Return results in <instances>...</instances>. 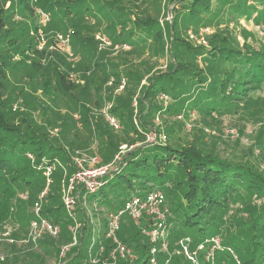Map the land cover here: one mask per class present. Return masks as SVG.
<instances>
[{"label":"trees","instance_id":"obj_1","mask_svg":"<svg viewBox=\"0 0 264 264\" xmlns=\"http://www.w3.org/2000/svg\"><path fill=\"white\" fill-rule=\"evenodd\" d=\"M151 1L157 5L162 2ZM36 2L50 12L49 21L62 24L64 29L68 25L75 29L74 51L79 55L78 60L82 61L73 66L68 62L69 70H84L80 78L94 70L93 79L97 78L100 70L104 82L113 76L112 86L106 88L109 99L114 90L119 88L121 76L126 78L122 90L113 97L116 105L110 111L122 122L119 132L125 133L124 140L139 139L142 143L122 152L121 159L100 178V185L94 191L82 193L86 201L89 204H100L108 211H116L123 207L130 196L142 195L159 188L165 195L166 223L171 229L168 233L170 245L179 238L190 237V246L193 247L205 237L219 235L224 247H231L235 252V248H242L240 253L236 252L235 264H264V169H259L257 163L221 155L201 142L187 141L180 136L172 138L171 143L143 142L144 135L139 133L137 139L138 133L135 132L136 125H140L141 129L147 128L146 130L156 127L151 120L155 111L162 108L157 100L158 94L172 100L173 106L168 111L176 114L196 111L200 118L212 119L233 113L239 115L243 109L245 113L250 111L238 102L251 96V93L252 97L256 95L258 88L264 84V43L255 47L246 42L242 47L236 41L215 39L207 47H193L179 41L181 36L176 34V28L181 25H194L197 28L210 17L218 16L222 19L221 12L251 19L264 27V0H168L162 9L166 14L171 13L172 17L162 22L156 16L139 9V5L147 0H70L64 6L59 0ZM12 6L13 3L10 2L5 9L9 10ZM102 13L110 19L111 23L106 26L105 31L112 41L129 45L134 50L149 42L162 50L163 38L167 33L168 38H172L171 60L166 65L167 71H158L152 75V66L147 71L141 70L136 61L133 62L134 65L130 63L124 71L118 64L113 69L110 66L107 70L102 69L105 68V60L103 56L96 55L97 42L94 36L82 37L78 34L86 16H90V21L95 22L100 20L99 14ZM4 20L0 18V24ZM32 27L35 28L36 24L32 23ZM24 36H21L22 39H5L3 46H0V231L4 220L18 217L22 224L31 216L32 214L21 217L11 214L16 212L14 206L17 201L25 202L21 206L23 209L30 208L45 187L47 189L43 194L41 214L51 222L59 223L61 231L58 240L39 241L41 252L32 251L28 247L29 244L32 245L31 242H1L0 249L5 254L2 264H127L122 258L117 263H111L110 260L103 262L102 259L90 261V257L96 258L102 251L103 256L109 253L114 243L108 241L110 238L106 240L101 236L91 242L87 250L83 248V232L89 218H86L87 212L82 207V227L78 243L69 247L64 259L58 262L57 258L53 262L48 261L50 255L58 254L59 246L69 244L72 240H69V220H66L68 216L60 187L55 180L46 185L43 167L55 164L57 169L52 171V178L68 180L76 170L73 162L75 150L88 144L85 138L82 139L84 132L76 129V124L79 128L88 126L90 131L89 118L94 131L97 128L100 134L108 133V138L101 140V147L105 146L112 152L118 150L119 143L112 139L115 134L108 128L109 123L104 115L99 112L103 99L97 98L93 102L97 110H94L92 103L90 107L86 103L93 99L100 85L90 79L94 86L89 89L90 76L83 78L85 84L83 81L80 83L79 80L69 79L57 62L65 60L62 55L57 51L39 50L33 36ZM52 42L53 40L49 44ZM8 53L22 56L11 68L5 64ZM47 55H51L53 60L49 61L50 65H43L41 58H46ZM198 57L204 61H212L218 75L213 76L215 71L211 67H207L206 70H209L206 72L202 71L196 64ZM22 65L25 66L24 84L16 90L11 87L7 89L9 79L5 77L16 76L14 71L22 68ZM26 69L28 73L25 72ZM128 81H138L139 92L132 94L133 97L136 96V100L123 95ZM46 100L49 102L46 103ZM16 101L27 108L14 112L12 104ZM59 101L65 103L68 111L60 113L54 109L58 108ZM135 102L136 114L133 113ZM70 111L80 114L78 123ZM54 124L61 134L65 131L67 133L51 134L49 126ZM156 130L159 132L160 129L156 127ZM71 131L73 134L69 138L67 135ZM87 136L89 139L90 135ZM27 153L33 155V162L27 157ZM102 158L101 162L107 164L109 160L105 162ZM143 191L145 192L141 193ZM20 192H26V197L22 199ZM227 217H230L229 221ZM142 223L128 216L122 217L117 231L120 241L137 254L135 264H147L150 259L152 243L143 232ZM22 232L25 234L26 230ZM13 233L16 238L20 237L19 231ZM101 244L102 249L99 247ZM164 256L162 251L156 254L158 264L168 257ZM169 261L172 264H189L177 255L171 256Z\"/></svg>","mask_w":264,"mask_h":264},{"label":"rangeland","instance_id":"obj_2","mask_svg":"<svg viewBox=\"0 0 264 264\" xmlns=\"http://www.w3.org/2000/svg\"><path fill=\"white\" fill-rule=\"evenodd\" d=\"M69 1L70 0H59V2L62 3L63 6L66 2H69ZM167 1L168 0H162V2L157 5L153 1L147 0V2H145L144 4L139 5V9L144 10L147 14L151 16H156V18H158L160 22L165 21V20H170L172 17L171 13L166 14L165 12H163L164 10L162 9L163 5ZM10 2L13 3V6L9 10L5 9L9 5ZM160 7L161 9L159 10ZM0 8H1L0 18H2L3 20L5 19L4 22L0 24V46H3V42L5 39H11V38L16 39V38L21 37L22 35H25L27 38L33 36L36 41V46L37 48H39L40 40L38 39L37 36H38V29H41L44 31L43 45H42L43 47L41 48L50 52L52 45L49 43L52 40L55 42L54 34L57 32L65 34L67 33V31H69L71 34L70 45H71V49L73 50L74 57L68 58L65 51L59 48L58 49L53 48L51 49V51H57L56 53L62 55L65 59V60H61V62L60 61H57V62L61 64V67L63 68V71H65V74H68V78L73 81L79 80V82L82 83L83 78L86 79V77L90 76L88 77L89 78L88 85L90 86L88 87L89 89H91L94 86L93 83L90 81V79L95 80L96 81L95 83H97V85H100V89L96 90L97 93L94 94V97L92 96L93 99L90 101L87 100L86 103L88 104L89 107L92 103V105L94 106V110H97L95 109V105L93 104V102H95L97 98H102L103 100L101 102V107L99 109V112L103 114L105 118H106V114H108L109 116H112L113 118L116 117V116L114 117V115L111 113L110 108L113 105L114 106L116 105V101H114L113 97L116 93H119V91L122 90L123 85L126 82V78L123 75L121 76V84L119 88L114 90V93H112L113 95L112 98L109 99L107 97L108 92L106 91V88L109 86H112L111 82L114 79L113 76H110L108 80L104 82V79L102 78V74L100 73V70H98L96 79H93L95 78L94 70L91 72L85 73L83 75V78H80V75L83 73L82 71L84 70L82 71H80L79 69L75 71L69 70L70 64H72L73 66L75 63L77 64L78 62L82 61L81 59L78 60L79 55L75 53L74 51L76 48L75 37H74V31H75L74 27H72L71 25H68V27H65L66 29H64L62 24H58L54 21L53 23L51 21L43 22L41 17L39 16V12L41 11V12L47 13L49 17H50V12L38 6L36 0H0ZM158 10H159V13H158ZM221 14L223 15L222 19L219 18L218 16L210 17L205 22V24H201L197 28H195L194 25L191 27H186L185 25H181L180 27L178 26V28H176L177 29L176 34L178 35L179 33V35L181 36V40L179 39V41L188 43L192 45L193 47L198 46V45L202 47H207L210 45V41L215 40V39H221L223 41L225 40L236 41V42H239V44L242 47H244V44L246 42L252 44V46H255V47L260 45L261 43H264V27H262L261 24L255 23L251 19L250 20L245 19L244 17L238 18L234 14L230 15L229 13H225V12H221ZM67 18H69V16ZM99 18L100 20L91 22L90 21L91 17L86 16L85 20L82 21L84 22V24L78 30L79 32L78 34L82 37L83 36L92 37L93 32H97L110 39L112 43L110 46L101 47L100 44L96 41L97 42L96 43V51H97L96 55L97 57L103 56V59L105 60L104 61L105 68H102V69L107 70L109 66H110V69H113V67H115V65L118 64V66H121L122 70L124 71L126 67L129 66L130 63L134 65L135 63L133 62L136 61L139 64V66L137 67H140L141 70L147 71V69H149L152 66L150 69L151 70L150 73L153 72L152 75L158 71H161V72L167 71L166 65L171 60L170 51L172 50L171 48L172 38H168L167 33L165 34L163 38L162 50H159V47L157 45L152 44L151 42L145 43L144 46L140 47V49L137 48L136 50H134V48L130 47L129 45H121L117 41L113 42L112 39L109 37L108 33L106 32L107 31L106 26H108L111 23L110 19L105 17L103 13L99 14ZM32 23L36 24L35 28L32 27ZM64 23L67 25V22L65 20H64ZM85 23L87 24L86 26L90 27V29L85 26ZM203 27L208 28L205 33L201 32V28ZM53 30H56V31H53ZM29 32L31 35L29 34ZM34 32L36 33L33 34ZM20 39H22V37ZM11 41L12 40H10V42ZM159 46L161 47V45ZM6 48H9V46H6ZM11 54L12 53H8L7 55L8 58L5 62V64L8 65L9 68L14 66L15 62L19 61L22 58V56L19 54H16V55L14 54L11 55ZM51 60H53L51 58V55H47L46 58H43V62H44L43 65H46ZM54 60H55V57H54ZM51 62L49 63V65L51 64ZM68 62H71V63L69 64ZM211 62L212 61H204V59L202 58L200 59L198 57L196 64L202 71H205V72L208 71L209 69L206 70L207 67H211V70L215 71V67H213L214 65L211 64ZM24 68L25 66L22 65V68H19L17 71H14L17 74L14 77L12 75H9L10 78L5 77L9 79V84H6L7 89L11 87L13 90H16L18 87H20V85L24 84L23 82L25 80L23 76ZM186 68L188 67L186 66ZM26 71L27 69L25 70V72ZM217 75H218V70L214 72L213 76L216 77ZM83 83L85 84V81H83ZM138 90H139L138 81H128L127 90L124 92L123 95L130 97L131 100L132 99L136 100V96L135 97L133 96L135 95L134 93L139 92ZM256 93L257 94L254 95L253 97H252L253 93H251V96L246 97V98L244 97L243 101L238 102L240 106L245 105L246 108L250 109V111L247 109L248 110L247 113H245L246 111L243 109L239 113V115H237V113H233L231 115H223L221 118L218 116H215L217 118H212V119H210L209 117L200 118V115H198L196 111H189V113L177 112V114L173 112H169L168 108H170V106H173L172 100H169L168 98L165 99L161 94H158L157 100L161 104L162 108L160 110L158 109L157 111H155V115L152 118L151 122L153 126H156L160 130L158 132L156 130V127H153L149 130H146L147 128L141 129L137 121L134 120L135 124L137 123L139 125V126L136 125L137 131H135L136 134L138 133L137 139L140 133V135H144L145 139L144 141L142 140L143 142H153V143L163 144V143H171L172 138L180 136L187 141L201 142L206 147L212 148V150L219 152L221 155H225V156L228 155L231 157H237L239 159L249 161L251 163H257L258 166L260 167L259 169H264V143H263L264 142V134H263V131H264V84L262 87L258 88ZM132 94L134 95L132 96ZM47 102H49V100H46V103ZM133 106H135L133 107V113L136 114V111H137L136 102L135 104H133ZM26 108L27 107H24L23 105H21V102H18V101L13 102L12 104V110L14 112L15 111L17 112L19 110H25ZM96 108H98V106ZM54 109L58 110L60 113L64 111H68V109L65 108V103L62 101H59L58 108H54ZM71 112L75 119L79 118L80 114L77 111H70V113ZM237 116L239 117L243 116V117L238 118ZM116 118L115 120L117 122L116 123L117 127L111 125L108 122L107 118H106V121L109 123L108 128L110 129V131L113 132V134H115V138L112 137V139L116 140V142L119 143L118 150L111 152L108 149H106L105 146H102L105 149L101 147L100 145L101 140L108 138V133L100 134L97 128H95V131H94L92 120L91 118H89L91 122L90 131H89L88 126L84 128H81V127L79 128L78 125L76 124V129H80V131L84 132L83 134L84 136L83 138L82 137L81 138L82 139L85 138L88 141L87 142L88 144L83 146L84 148L76 149L75 154H73V158L79 155L78 153H84V154L92 155V156L95 155L99 157L98 158L100 162L99 164L105 165L106 163L101 162L100 160L102 156L105 162L109 160L108 163H110L116 157V155L118 156L119 154L118 160H120L123 154L122 152L126 151L128 148H131L135 145L138 146L139 144H141L142 142H140L139 139L138 140L135 139L133 141L124 140L125 133L119 132V130L122 128V125H121L122 122H120L118 118L117 119ZM76 121H77L76 123H78L80 119H77ZM49 129H50L51 134L53 135H57V134L63 135L67 133V131H65L63 132V134H61L58 126H56L55 124L52 126H49ZM72 134L73 132L71 131L69 135L67 136L70 138L72 137ZM88 134L90 135L89 139L86 138L88 137L87 136ZM260 140H262L263 142L261 143ZM56 169H57L56 165L55 164L52 165V171ZM52 171L50 172L49 176L46 177L45 182H46V185H48L51 181L54 182L55 180V183H57L60 187L62 202L64 204L65 212L68 216L66 220H69L68 225H67V229L70 231V235H71V239L69 240H72L71 242H69V244H66V245L63 244L62 246H59L58 248L59 251L56 256L55 255L49 256L48 261L53 262L57 258L56 262H58V260H62L65 257H67L66 251L69 249L70 246L73 247L75 243L76 244L78 243L79 237L81 235L80 228L82 227L81 212H80L81 207L84 208V210H86L87 212L86 218L87 219L89 218L86 224L87 227H85V230L83 232V240H84L83 248L85 250L88 249L91 242H93L94 240H98V238H100L101 236H104L106 240L109 239V237L106 236V222H107L110 212L112 211H108L106 207L100 204L98 205L97 203L89 204L88 201H86L85 197L82 195V193L85 192V190L82 188L80 184H75L74 190L70 189V179L72 178L73 173L68 177V180H65L61 177L59 178L57 177V179L52 178L51 176ZM64 171H67L66 168H64ZM72 187L73 186H71V188ZM46 189L47 187H45L42 192L45 193ZM144 192L145 191L141 193H144ZM41 193L39 194V197L36 200V202L38 203L36 204L33 203L30 208L23 209L21 206H24L25 202L21 203L17 201L14 206V209L16 210V212H12L11 214L12 216L21 217L25 215L28 216L29 214H32V215L29 216L22 224H20V219L18 217L14 219L11 217L9 218V220H4L3 222L4 224L2 226L3 228L0 231V233L7 231L9 233L10 238L15 240L13 241V243H17L21 238H24V237L28 238V241L24 243L28 244L31 242L32 245L29 244L28 247L31 248L32 251H36V252H41V247L40 245H38L40 240H50V239L55 240V238L58 240L59 238L58 236L60 235V231H61V227L59 223L51 222V220L48 219L51 223H53L58 228L57 233L50 234L44 231L42 233L37 234L34 240L32 239V237L30 238L27 237V236H30L28 232L30 229V222L34 220L35 217L37 216L36 212H39L40 216L42 215L41 209H42L43 196H41ZM77 193L79 194V199L75 201V195ZM19 195L23 199L24 197H26V192H20ZM67 196L74 198V202L69 207L64 203L65 198ZM163 211H166L165 205L163 207ZM91 213H94V215H91ZM231 215L232 213L230 214V216ZM127 216L128 215L124 214L122 217L127 218ZM229 219L230 217H227L228 221ZM139 222H142V221L140 220ZM142 226H144L142 228H143V232L146 234L148 228L145 222L142 223ZM24 229L26 230L25 234L24 232H22L24 231ZM13 231H19L21 233L20 237L16 238L15 236H13L14 235ZM167 231L168 233H170L171 229L168 228ZM117 238L121 240L118 234H117ZM165 239L168 244L167 250L163 251L162 253L165 255L164 256L165 258L168 256L166 259H170L171 256L169 255L174 254L176 250L180 249L179 240L181 238L176 240L173 245H170L168 235H166ZM108 241L112 242V240H108ZM101 242H103V240ZM121 242L124 244V246L128 247L130 251L132 250L123 241ZM17 244H22V242L17 243ZM102 246L103 245L101 244L99 247H101L102 249ZM152 246L150 248V257L152 255L151 253V249L153 248ZM156 247H159V244L156 245ZM235 249L237 253H240V251L242 250L241 247H237ZM109 250H110L108 251L109 253H107L104 256H103V251L102 252L100 251L101 253L98 252L99 256H97L96 258L90 257V261L93 262L96 259H102L103 262H108L109 259H111L109 258V254L112 249H109ZM236 252L233 250V248L224 247L223 244L221 243V247L215 252V261H214L215 264H235L234 260L235 261L237 260ZM227 253L229 255H227ZM0 255H3L5 257V254L3 253L2 249H0ZM177 256L183 259L184 261H187L189 264H192L191 261L184 254L180 253V255H177ZM119 258L120 257H116L114 262L117 263ZM137 258L138 256L136 254V259ZM202 258H203L202 251H200L198 261L201 264H205ZM163 260L161 261V263L163 262ZM110 261L113 262L112 259ZM135 261H134V264H135ZM147 264H149V261L147 262ZM169 264H172V263H170L169 261ZM181 264H183V262H181Z\"/></svg>","mask_w":264,"mask_h":264},{"label":"built area","instance_id":"obj_3","mask_svg":"<svg viewBox=\"0 0 264 264\" xmlns=\"http://www.w3.org/2000/svg\"><path fill=\"white\" fill-rule=\"evenodd\" d=\"M39 16L41 17L43 22H47L50 20V17L47 13L39 12ZM207 27L201 28V32H206ZM37 32V31H36ZM34 32V34L36 33ZM55 42H52V48L61 49L65 51L68 58H73L74 53L71 49L70 45V37L71 34L69 31L67 33H55ZM94 39L100 44L101 47L103 46H110L112 43L109 38L100 33L93 32ZM38 39L40 40V45L38 49H42L43 47V37L44 31L38 29ZM124 45V44H121ZM162 96L167 99V96ZM106 118L108 122L117 127V122L115 118L106 114ZM120 153V152H119ZM79 155L73 158V162L75 164L76 170L73 173L72 178L70 179V189H74L75 184H80L85 192L94 191L100 185V178L106 175L111 168L112 165L116 164L119 160V154L107 164H99V159L95 155H87L84 153H78ZM27 157L33 162L34 157L31 153H27ZM40 167V165H39ZM44 171L43 174L48 177L50 172L52 171V165H46L43 167ZM71 186H73L71 188ZM70 191V190H69ZM44 192L41 193L43 196ZM79 194L75 195V201L79 198ZM85 197V196H84ZM74 202V198L67 196L65 198L64 203L69 207ZM38 202H35V204ZM165 205V195L164 192L159 188H154L151 191L145 192L142 195H132L127 198L124 202L123 207L116 211L110 212L107 222H106V236L109 237L114 246L109 254V258L113 260L110 261L114 263L116 257H120L126 261L128 264H134L136 260V254L130 251V249L117 238V231L120 228L121 218L124 214L128 215L135 221H142L145 222L147 225V236L149 241L152 243L153 248L151 249V257L149 259V264H158L156 254L160 251L167 250V241L166 235H168V227L166 223V214L163 211V207ZM37 216L34 220L30 222V229L29 235L27 237H32L34 240L37 234L42 232L48 233H57L58 228L51 223L48 218L44 216H40L39 212H36ZM13 240L10 238L9 233L7 231L0 233V243L1 242H8L12 243ZM28 238H21L17 243H24L27 242ZM191 240L190 237H182L179 240L180 249L176 250V252L172 255H180V253L184 254L192 264H201L198 261L199 252L202 251L203 255V262L206 264H215V252L221 247V237L219 235H212L210 237H205L201 241L195 243L192 247L190 246ZM159 244V247L156 245ZM169 255V256H172ZM3 255H0V264H2ZM109 259V260H111ZM161 264H169V259H165Z\"/></svg>","mask_w":264,"mask_h":264},{"label":"crops","instance_id":"obj_4","mask_svg":"<svg viewBox=\"0 0 264 264\" xmlns=\"http://www.w3.org/2000/svg\"><path fill=\"white\" fill-rule=\"evenodd\" d=\"M33 34H34V33H33ZM51 44H52V43H51ZM50 51H51V49H50ZM41 62H42V64L44 63V62H43V59H41ZM98 158H99V157H98Z\"/></svg>","mask_w":264,"mask_h":264}]
</instances>
